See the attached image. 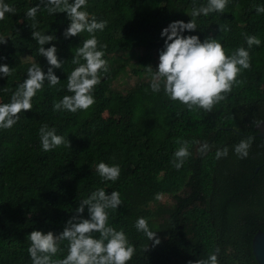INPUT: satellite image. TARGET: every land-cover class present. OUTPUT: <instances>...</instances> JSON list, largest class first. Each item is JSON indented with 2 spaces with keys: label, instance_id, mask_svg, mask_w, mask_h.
<instances>
[{
  "label": "trees",
  "instance_id": "obj_1",
  "mask_svg": "<svg viewBox=\"0 0 264 264\" xmlns=\"http://www.w3.org/2000/svg\"><path fill=\"white\" fill-rule=\"evenodd\" d=\"M4 3L15 13L0 21V40H7L0 44V65L13 70L8 77L0 74V104L10 102L33 63L45 73L50 67L33 31L56 37L44 47L55 45L64 63L53 70L60 83L45 81L31 111L21 113L11 129H0V264H32L28 235L59 234L79 202L101 188L120 194L122 204L108 210V224L123 229L135 246L128 264H194L217 249L218 264H259L252 243L258 231L264 232V139L256 130L264 121V14L257 15L255 5L264 6V0H228L223 13L197 17V31L184 33L201 42L218 39L228 55L240 47L249 51L251 68L237 77L243 84L211 111H190L163 88L153 93L144 69L159 63L162 30L174 21L190 22L193 6H206L207 0H87L82 10L108 22L95 35L108 45L109 71L101 73L93 90L95 103L75 113L54 112L53 103L73 95L67 91V78L78 67L72 58L90 35L64 39L67 14L49 15L42 4L35 20L28 18L27 11L41 0ZM245 34L258 37L261 45L249 49ZM125 79L134 83L120 82ZM42 125L55 128L71 148L44 151ZM248 136L253 142L247 157L240 158L234 146ZM177 140L188 141L191 153L179 170L171 162L181 146ZM204 144L210 150L202 152ZM225 148L228 155L217 159V150ZM101 162L120 167L117 181L100 177ZM157 195H167L170 202ZM83 215L88 218L87 208ZM140 217L157 233L159 245L137 231ZM60 248L53 259L67 255L68 242Z\"/></svg>",
  "mask_w": 264,
  "mask_h": 264
},
{
  "label": "clouds",
  "instance_id": "obj_2",
  "mask_svg": "<svg viewBox=\"0 0 264 264\" xmlns=\"http://www.w3.org/2000/svg\"><path fill=\"white\" fill-rule=\"evenodd\" d=\"M49 15L66 13L70 21L69 26L63 32L64 39L77 37L87 32L90 38L83 41L82 46L75 49L72 63L78 65L67 78V91L73 95H65L60 102L53 103V111L88 110L94 103L92 95L95 86L101 83V73L109 71L108 61L104 59L107 44H101L95 33L103 31L108 22L97 21L95 16L85 9L87 0H41L40 4L30 8L26 16L35 20L41 6ZM228 5V0H207V5L199 8L193 6L191 20L188 23L178 20L170 23L161 32L164 40L163 50L159 52V63L156 69L150 65L144 67L151 75L150 88L153 93L163 91L173 101L185 105L188 110L195 108L211 111L214 105L226 99L234 86H240L243 81L237 77L242 70L251 68L249 51L244 47L237 48L231 55L226 51L218 39L211 37L201 42L195 35L185 36V32H196V18L210 13H223ZM257 15L264 14V6L255 5ZM6 13H15V8L0 0V21L5 19ZM32 39L39 45V54L47 60L50 66L45 73L41 65L33 63L27 70V78L19 84L12 94L10 102L0 104V129H11L20 119V114L31 111L32 98L41 90L45 81L49 86L60 83L54 74V69H61L63 61L58 59V49L51 44L56 37L44 35L39 31L32 32ZM245 40L250 49L253 45L260 46L261 40L252 35L245 34ZM7 40H0L5 44ZM81 59L84 63H81ZM13 68L8 65H0V74L4 77L11 75ZM259 123V122H258ZM40 139L44 151H50L61 145L71 148L70 142L63 136L56 134L55 128L49 129L47 125L40 128ZM253 137L242 138L240 143L234 146V152L240 158H246ZM181 146L174 152L173 166L179 170L185 160L190 156L189 142L177 140ZM210 150L207 144L201 148L202 152ZM228 149H219L216 152L217 159L226 157ZM97 173L104 181L115 182L119 179L121 169L118 165L109 166L104 162L97 165ZM160 196L157 195L156 199ZM122 204L120 194L112 191L106 194L103 188L90 194L87 199L79 202L74 214L66 222L63 231L47 234L41 231H32L28 235L31 244L28 253L32 264H128L135 254V246L130 244L123 229L117 231L114 226H109V209H118ZM87 208L88 218H84ZM137 231L143 232L149 241L159 245L161 241L157 233L150 230L148 221L144 217L137 219L135 223ZM99 233V238L95 234ZM68 242V252L63 259H53L61 251L60 244ZM147 249H145L146 251ZM218 252L210 254L207 260H196L194 264H218ZM189 264H193L192 261Z\"/></svg>",
  "mask_w": 264,
  "mask_h": 264
},
{
  "label": "water",
  "instance_id": "obj_3",
  "mask_svg": "<svg viewBox=\"0 0 264 264\" xmlns=\"http://www.w3.org/2000/svg\"><path fill=\"white\" fill-rule=\"evenodd\" d=\"M258 136L264 139V121L256 126ZM253 254L259 264H264V232L258 231L253 238Z\"/></svg>",
  "mask_w": 264,
  "mask_h": 264
},
{
  "label": "rangeland",
  "instance_id": "obj_4",
  "mask_svg": "<svg viewBox=\"0 0 264 264\" xmlns=\"http://www.w3.org/2000/svg\"><path fill=\"white\" fill-rule=\"evenodd\" d=\"M121 83H129V84H133L134 83V79H125V80H120ZM114 86H116L114 84ZM119 86V85H117ZM125 86V85H124ZM160 201L161 202H170V199L167 195H162L161 198H160Z\"/></svg>",
  "mask_w": 264,
  "mask_h": 264
}]
</instances>
